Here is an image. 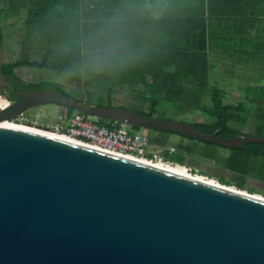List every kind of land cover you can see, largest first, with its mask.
<instances>
[{
    "label": "water",
    "instance_id": "1",
    "mask_svg": "<svg viewBox=\"0 0 264 264\" xmlns=\"http://www.w3.org/2000/svg\"><path fill=\"white\" fill-rule=\"evenodd\" d=\"M0 120L57 103L98 118L221 145L264 143L100 105L57 89L15 88L2 65ZM0 264H264V198L36 128L0 123Z\"/></svg>",
    "mask_w": 264,
    "mask_h": 264
},
{
    "label": "rangeland",
    "instance_id": "2",
    "mask_svg": "<svg viewBox=\"0 0 264 264\" xmlns=\"http://www.w3.org/2000/svg\"><path fill=\"white\" fill-rule=\"evenodd\" d=\"M6 4L7 0H0V21L7 23L5 29L7 61H17L20 59L42 60L44 53L49 48V43H47V40L41 41L34 36L35 33L38 34L41 30L40 27L38 28L41 21L38 19L34 20V7L36 3L34 0H13L12 6L8 8L9 12L7 11V16L5 12ZM31 19L33 20L32 23H26L27 20ZM13 25H15L14 32L11 29ZM262 49L264 50V48ZM223 55L229 56L230 54L223 52ZM210 62L213 66L218 65L214 60ZM231 64V60L223 59L222 65L218 66L219 68L212 69L210 80L213 84L218 83L225 89V103L237 105L243 102L249 108L246 123L232 122V124L239 128L243 134L264 136V95L259 91L261 87H264V58L256 62L258 71H249L245 75L246 80L250 79L251 89L247 85L233 84V89L238 88L239 91L231 90L232 82H240L245 78L244 76L242 78L232 77L229 69L225 68ZM16 70L27 82L36 83L44 80L60 82L66 92L76 98L90 97L96 104L106 105L111 102L113 105L124 106L135 111H150V100L140 97L141 93L146 94V86L143 82L135 85H131L124 80L102 82L101 80H94V76L85 75L81 71H71V74H69V72L59 71L52 66L40 68L22 65L17 67ZM147 78L151 79L150 76ZM110 87H112L111 92L109 91ZM176 91L168 92L164 90L158 93V96L163 98L153 116L182 120L187 123L210 122L212 120V117L205 113L203 109L187 106L189 103H186V99L189 93L186 89L183 92L182 90ZM4 97L9 99L6 95ZM210 97L211 92L209 89L203 92L202 99L204 101L201 104L203 106L201 108L212 107L214 105ZM66 108L57 103H46L31 108L16 123L52 132L57 122V116ZM89 116L93 120L99 121L98 117ZM139 131L150 140L151 144L175 146L177 152H181L184 156L183 161L173 160L169 157L172 153L167 150H161L158 152L159 156L152 163H159L161 161L166 165H180L185 167L192 176H203L204 180L214 179L236 190L264 197V156H251L249 169L245 172H239L229 169L226 165L225 158L231 154L230 147L192 140L181 134L163 130L142 127ZM208 150H213L214 153L209 154Z\"/></svg>",
    "mask_w": 264,
    "mask_h": 264
},
{
    "label": "trees",
    "instance_id": "3",
    "mask_svg": "<svg viewBox=\"0 0 264 264\" xmlns=\"http://www.w3.org/2000/svg\"><path fill=\"white\" fill-rule=\"evenodd\" d=\"M34 2L36 3L34 7V20L38 19L41 21L38 28H41L40 31L42 36L49 37V48L44 53L42 60L20 59L17 61H6L2 65V71L4 74L14 75L11 79L16 86H20L21 80H23L27 89H57L69 94L66 92L63 85L57 81L44 80L36 83L27 82L17 73L16 69L22 65H30L40 68H49L52 66L59 71L66 72H69L70 70L79 71L76 66V52L78 49L77 41L81 37L82 32L81 14L80 8H78L80 5H77L76 0H34ZM12 4L13 0H7L5 7L6 16L9 12L8 8L11 7ZM6 26V22L2 23L0 21V47L3 34L6 32ZM54 42H56V44H53ZM180 54V56L166 62H161L159 57L158 59L143 62L139 54L131 51L129 58L123 66L116 67L111 71H88L83 73H85V75L94 76V80H101L102 82L124 80L131 85L143 82L146 86V94L141 93L140 97L149 99L151 103L150 111L141 112L150 116H153L157 107L160 105L161 99L163 98L158 96L160 91L163 92L166 90L171 92L173 90H182L183 92L186 89L189 93L186 99V103H189L187 106L192 107V104H197L198 108L203 109L205 113L212 117L210 122H193V124H198L202 130L209 133L219 130L220 133L218 135L221 137L243 134V132L234 126L232 122H238L241 124L246 123L249 108H247L243 102L237 105L225 103V89L218 83L213 84L210 80L211 62L208 53L199 54L198 52L195 53L185 50ZM199 55H201L204 59L201 64H198L194 58ZM149 76L151 79L147 78ZM187 82L195 84L197 90L196 93L189 92L187 90ZM96 86L100 87L99 85ZM208 89L211 92L210 99L214 102V105L212 107L201 108L203 107L201 105V101L203 100L202 94ZM111 90L112 87H110L109 91L111 92ZM259 91L262 95H264V87H261ZM16 98L17 95L13 94V98L10 99L15 100ZM87 98L90 102L94 103L90 97ZM111 104L112 103L110 102L106 105ZM68 109L71 113L75 111L72 108ZM109 121L110 120L99 118V122L101 124L108 123ZM140 128L142 127L133 126L134 130H139ZM230 150L231 154L225 158L227 167L234 171L245 172L250 167L251 156H264V143L249 142L245 146L232 147ZM207 152L209 154L214 153L213 150H208ZM169 157L170 159L177 161L184 160V156L181 152L172 153Z\"/></svg>",
    "mask_w": 264,
    "mask_h": 264
},
{
    "label": "crops",
    "instance_id": "4",
    "mask_svg": "<svg viewBox=\"0 0 264 264\" xmlns=\"http://www.w3.org/2000/svg\"><path fill=\"white\" fill-rule=\"evenodd\" d=\"M76 2L80 5L82 36L112 17L123 0ZM162 3L166 7L161 14L137 16L126 25L130 49L143 62L158 57L166 62L188 50L207 52L210 61L217 62L218 65L211 64L210 76L212 69L222 65L223 59L231 60L232 64L225 68L232 77L242 78L249 71H258L256 62L264 58V0H162ZM11 29L14 32L15 25ZM34 36L50 44L49 37L42 36L41 31ZM223 52L231 56H224ZM194 58L198 64L204 60L201 55ZM250 83L246 77L240 82L234 81L231 90L239 91L233 89V84L250 88ZM187 84L189 92H197L194 83ZM191 106L198 108L197 104Z\"/></svg>",
    "mask_w": 264,
    "mask_h": 264
},
{
    "label": "clouds",
    "instance_id": "5",
    "mask_svg": "<svg viewBox=\"0 0 264 264\" xmlns=\"http://www.w3.org/2000/svg\"><path fill=\"white\" fill-rule=\"evenodd\" d=\"M165 7L162 0H123L112 17L77 41L78 70L100 72L123 66L131 54L126 25L137 16H157Z\"/></svg>",
    "mask_w": 264,
    "mask_h": 264
},
{
    "label": "built area",
    "instance_id": "6",
    "mask_svg": "<svg viewBox=\"0 0 264 264\" xmlns=\"http://www.w3.org/2000/svg\"><path fill=\"white\" fill-rule=\"evenodd\" d=\"M17 119H11L17 122ZM119 120H110L101 124L80 111L70 112L68 108L57 116L52 133L83 141L96 147L153 162L159 151L177 152L172 145L151 144L150 140L139 130ZM155 147V148H154ZM158 148V149H157Z\"/></svg>",
    "mask_w": 264,
    "mask_h": 264
},
{
    "label": "bare ground",
    "instance_id": "7",
    "mask_svg": "<svg viewBox=\"0 0 264 264\" xmlns=\"http://www.w3.org/2000/svg\"><path fill=\"white\" fill-rule=\"evenodd\" d=\"M6 101V99L5 98H1L0 99V102H5ZM88 115V114H87ZM0 123L1 124H10V125H16V126H18V127H28L26 124H21V123H14V122H11V121H8V120H0ZM59 135V134H58ZM109 151V150H108ZM111 152V151H110ZM115 153V152H114ZM117 154H119V153H117ZM128 157H132V156H128ZM133 158H135V157H133ZM142 160V159H141ZM144 160V159H143ZM146 161V160H145ZM147 162H150V161H147ZM155 164H157L158 166H161V167H163V168H165V169H168V170H171V171H174V172H176V173H179V174H186V175H191L189 172H188V170L185 168V167H183V166H171V165H166V164H164V163H162L161 161L159 162V163H155ZM198 178H201V179H204V177L203 176H197ZM207 181H209V182H211V183H216V184H222V183H219V182H217V181H215L214 179H206ZM224 185V184H223ZM228 186V185H227ZM230 188H232L231 186H229ZM241 191V190H240ZM252 194V193H251ZM253 195H255V196H258V197H262V196H259L258 194H253ZM264 198V197H263Z\"/></svg>",
    "mask_w": 264,
    "mask_h": 264
},
{
    "label": "flooded vegetation",
    "instance_id": "8",
    "mask_svg": "<svg viewBox=\"0 0 264 264\" xmlns=\"http://www.w3.org/2000/svg\"><path fill=\"white\" fill-rule=\"evenodd\" d=\"M7 75V80L10 82V83H12L13 85H14V87L15 88H20L22 85H24V87H25V84H24V81L23 80H21V84H20V86H16L15 85V83L13 82V80L11 79V78H13L14 77V75L13 74H6ZM26 88V87H25ZM27 89V88H26ZM1 91H3L4 93H5V95H6V97L7 98H9V100H11L10 98H13V94H15V95H17L13 90H11V88L8 86V85H5V88H4V90H3V87L0 89ZM18 97V96H17ZM17 99V98H16ZM15 99V100H16ZM11 101H14V100H11ZM219 133H220V131H219ZM218 133V134H219ZM245 146V145H244Z\"/></svg>",
    "mask_w": 264,
    "mask_h": 264
}]
</instances>
